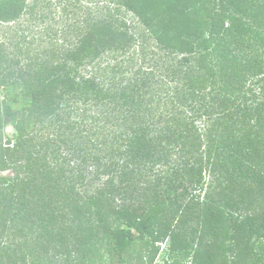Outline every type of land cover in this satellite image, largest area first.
<instances>
[{"label": "trees", "instance_id": "trees-1", "mask_svg": "<svg viewBox=\"0 0 264 264\" xmlns=\"http://www.w3.org/2000/svg\"><path fill=\"white\" fill-rule=\"evenodd\" d=\"M120 5L147 37L113 18L93 21L62 61L21 80L6 71L0 42V85L29 103L20 112L0 93V264H134L138 242L152 247L140 263L153 264L167 240L161 264H264V87L249 104L256 94L245 86L264 70L261 8ZM27 7L0 0V22ZM147 38L161 53L146 50ZM137 48L153 64L126 78L82 71Z\"/></svg>", "mask_w": 264, "mask_h": 264}, {"label": "rangeland", "instance_id": "rangeland-1", "mask_svg": "<svg viewBox=\"0 0 264 264\" xmlns=\"http://www.w3.org/2000/svg\"><path fill=\"white\" fill-rule=\"evenodd\" d=\"M250 1L254 5L250 7L253 12L256 11V7H260L263 10H259L260 18L263 20L264 0ZM27 3V10L18 20L10 23L0 22V42L4 44L6 58L8 59L4 65L7 68L6 71H14L19 76L22 75L19 80L28 76V73H33V68H39L43 63L51 64L62 61L66 52L74 48L87 24L93 21L102 18H113L129 25L137 37H147L144 27L138 18L121 6L120 0H27ZM144 45H146V50L152 55L157 52L161 53L151 38H147ZM135 51L138 52V48L133 50L131 57L108 54L98 63L89 65L83 68L82 71L104 79H111L112 77L126 78L132 74L133 68L153 64L149 60L151 58L149 54L147 55V61L144 62L141 55ZM118 65H123L128 71L117 73L113 68ZM246 77L245 86L247 91L249 89L253 90L257 96L247 101L251 104L262 98L261 90L264 87V70L261 74H247ZM165 87L163 86L159 92L163 97H166V93L169 94L171 92L169 88ZM19 90L10 82L0 85L2 98L7 103L12 104L14 109L21 112L23 107L29 103L26 96ZM249 94L247 96L252 97L250 92ZM171 103L169 101V105ZM6 121L5 134L8 138H13L15 134L13 125L10 120L7 119ZM91 163L89 170H94L96 164L94 161H91ZM152 176L150 174L147 180L150 181ZM200 197L202 199L203 194ZM168 242L167 240L156 244L160 249L153 264H161L163 262V249L168 246ZM151 248V245L145 248L142 243L138 242L131 251L134 264H141L140 255L149 256ZM143 260L146 259L144 258ZM100 264H107V261L104 259Z\"/></svg>", "mask_w": 264, "mask_h": 264}]
</instances>
